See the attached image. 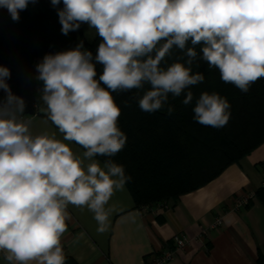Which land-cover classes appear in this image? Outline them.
<instances>
[{
  "label": "clouds",
  "instance_id": "1",
  "mask_svg": "<svg viewBox=\"0 0 264 264\" xmlns=\"http://www.w3.org/2000/svg\"><path fill=\"white\" fill-rule=\"evenodd\" d=\"M37 0H0L13 21ZM61 33L82 24L100 38L96 54L75 48L45 54L35 66L47 119L62 134L32 131L25 102L12 93L10 69L0 66V252L7 264H66L61 237L69 205L87 207L97 231L107 229L110 199L132 180L112 157L125 147L121 109L112 93L136 90L142 111L174 107L169 97L194 100L198 60L247 93L264 78V0H50ZM62 3V7H58ZM174 50L182 55L175 57ZM97 65L102 72L97 79ZM198 66V64H197ZM147 86V87H146ZM217 92L195 98L193 119L215 128L230 119ZM67 142L84 151L74 153ZM97 157H107L103 163Z\"/></svg>",
  "mask_w": 264,
  "mask_h": 264
},
{
  "label": "trees",
  "instance_id": "2",
  "mask_svg": "<svg viewBox=\"0 0 264 264\" xmlns=\"http://www.w3.org/2000/svg\"><path fill=\"white\" fill-rule=\"evenodd\" d=\"M81 40L84 48L95 55L100 38L95 35L91 42H86L78 30L63 35L57 9L50 0L29 3L20 12L19 21H13L7 10L0 8V66L10 69L7 83L13 94L23 98L24 116L37 115L58 131L42 111L45 107L40 99L42 82L35 78V66L45 54L75 48ZM197 52L198 60L192 70L202 73L205 79L191 88L192 104L183 105V96L169 97V104L174 107L171 116L166 112L167 106L153 113L142 111L135 99L136 90L112 93L121 109L119 127L127 140L123 150L111 159L131 175L126 188L137 209L177 203L181 195L216 179L226 167L264 142V135L251 134L264 132V78L253 83L247 93L241 92L233 84L223 82L218 69H210L199 60V47ZM179 55L182 53L174 50L168 63ZM101 72V66L97 65V79ZM205 91L217 92L229 101L231 115L224 127L204 126L193 119L195 98ZM5 95L0 90V101ZM97 159L103 163L108 158ZM256 198L264 208V188L256 192ZM66 264L76 263L67 256Z\"/></svg>",
  "mask_w": 264,
  "mask_h": 264
},
{
  "label": "crops",
  "instance_id": "3",
  "mask_svg": "<svg viewBox=\"0 0 264 264\" xmlns=\"http://www.w3.org/2000/svg\"><path fill=\"white\" fill-rule=\"evenodd\" d=\"M31 121L33 133L47 132L62 139V134L42 118ZM251 134L261 137L264 132ZM65 143L80 153L79 147ZM263 188L264 142L216 179L181 195L173 205L160 203L137 209L125 186L109 201L103 233L97 231V222L87 207L69 205L70 218L61 244L76 264H151V256L173 250V238L181 234L190 244L177 251L168 264H264V208L256 198V192ZM217 219L221 224L212 228ZM202 228L208 232L200 238ZM0 264H7L2 252Z\"/></svg>",
  "mask_w": 264,
  "mask_h": 264
},
{
  "label": "built area",
  "instance_id": "4",
  "mask_svg": "<svg viewBox=\"0 0 264 264\" xmlns=\"http://www.w3.org/2000/svg\"><path fill=\"white\" fill-rule=\"evenodd\" d=\"M24 117L32 120L34 117H37V115L31 116V117H27V116H24ZM247 200L248 198L245 199V201ZM162 205L165 206L166 203H162ZM220 224H221L220 219H217L215 220V223L212 225V228ZM207 232L208 230L206 228H202L199 234L200 238L207 235L206 234ZM189 244H190V239L187 236L181 235V234L175 235L173 238V247H174L173 250L165 249L164 251H161L159 254L154 255L153 260L151 261L152 264H168L170 261H172L175 258V254L177 251H181L185 249V247H187ZM63 249H64V252H66V249L64 246H63ZM65 256L67 257V253H65Z\"/></svg>",
  "mask_w": 264,
  "mask_h": 264
},
{
  "label": "rangeland",
  "instance_id": "5",
  "mask_svg": "<svg viewBox=\"0 0 264 264\" xmlns=\"http://www.w3.org/2000/svg\"><path fill=\"white\" fill-rule=\"evenodd\" d=\"M78 31L82 34V36H83V38H84V40L86 42H91L94 39V37H95V31L94 30H89L87 24H82ZM254 135H256V134H254ZM79 152H80L79 154L82 155L83 151L79 150ZM166 203H168V202H166Z\"/></svg>",
  "mask_w": 264,
  "mask_h": 264
},
{
  "label": "water",
  "instance_id": "6",
  "mask_svg": "<svg viewBox=\"0 0 264 264\" xmlns=\"http://www.w3.org/2000/svg\"><path fill=\"white\" fill-rule=\"evenodd\" d=\"M60 6H61V4L58 7H60Z\"/></svg>",
  "mask_w": 264,
  "mask_h": 264
}]
</instances>
